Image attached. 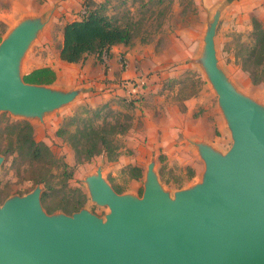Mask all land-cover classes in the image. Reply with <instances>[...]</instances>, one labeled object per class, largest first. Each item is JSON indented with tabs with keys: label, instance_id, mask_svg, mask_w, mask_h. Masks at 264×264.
Wrapping results in <instances>:
<instances>
[{
	"label": "rangeland",
	"instance_id": "1",
	"mask_svg": "<svg viewBox=\"0 0 264 264\" xmlns=\"http://www.w3.org/2000/svg\"><path fill=\"white\" fill-rule=\"evenodd\" d=\"M222 2L225 0H101L90 3L92 7L104 4V12L109 16L136 22L135 40L128 45L132 56H124L126 52L121 51L119 60L121 64L123 58L129 63L132 60L135 66L131 64V68L138 71L142 63L136 58L137 54L146 52L149 58L145 60V69L121 80L124 84L121 93L95 106L80 98L42 119L2 110L0 203L9 196L25 195L36 187L35 182L26 177L31 160L26 145L14 142L15 151H9L12 138H15V124L22 121L33 125L36 141L47 144L54 155L49 164L55 176L53 204L76 203L81 194H86L82 207L105 216L109 208L91 199L85 182L98 166H102L104 177L119 193L133 191L142 195L145 172L152 160L162 186L172 195L199 180L205 164L194 142H208L224 152L233 142L218 105V95L198 62L208 23ZM261 3L259 0L230 2L221 11L215 35L220 66L258 101H264V81L259 84L252 81L250 73L237 60V53L241 45L250 48L256 45L254 20L264 23L261 9L264 2ZM84 9L85 6L75 8L71 4L62 7L58 0H0L1 38L27 17L42 16L44 19L39 36L23 59V75L56 64L63 44L64 26L81 18ZM261 67L259 75L264 72ZM87 124L115 126L119 132L126 130L116 133L119 152L116 159H110L103 152L90 160L80 161L67 140L68 135L58 134L62 127L74 132ZM64 164L69 167L65 169ZM132 166L142 168L140 179L133 177ZM64 170L72 171V176L67 178ZM51 209L52 212L64 211L54 205Z\"/></svg>",
	"mask_w": 264,
	"mask_h": 264
},
{
	"label": "water",
	"instance_id": "2",
	"mask_svg": "<svg viewBox=\"0 0 264 264\" xmlns=\"http://www.w3.org/2000/svg\"><path fill=\"white\" fill-rule=\"evenodd\" d=\"M225 0L204 35L198 62L232 137L221 151L194 142L205 168L201 178L172 195L155 162L144 192L119 193L102 166L85 179L91 199L109 208L49 213L43 184L0 203V264H264V101L238 86L219 64L215 35ZM44 19L21 20L0 41V112L42 119L74 103L86 89L30 83L23 59ZM3 157L0 154V170Z\"/></svg>",
	"mask_w": 264,
	"mask_h": 264
},
{
	"label": "trees",
	"instance_id": "3",
	"mask_svg": "<svg viewBox=\"0 0 264 264\" xmlns=\"http://www.w3.org/2000/svg\"><path fill=\"white\" fill-rule=\"evenodd\" d=\"M94 0H87L83 3L85 12L77 20L68 22L63 29V44L60 49V58L69 63L84 62L89 54H95L100 62H104V56H109L111 48L115 45H131L135 40L136 22L130 18L119 20L117 17L109 16L104 12V4L91 6ZM254 34L256 37L255 47L241 45L237 53V60L242 63L245 71L249 72L254 83L264 81V72L258 73L259 67L264 69V24L259 20H254ZM1 41V36H0ZM261 67V68H262ZM56 79V72L51 67H40L34 69L25 76V81L30 83L51 84ZM13 132L15 138H12V146L9 151H15L16 144L26 145L27 151L31 155L27 179L33 180L35 184H43L44 191L42 202L46 210L52 213L51 205L55 208H62L66 213L71 214L82 208L86 194H81V198L72 203L61 202L53 204L52 195L55 193V186L51 168L49 164L54 158L51 149L44 142H38L33 135V125L28 121L17 122ZM119 132L115 126L92 125L87 124L71 132L66 127L58 130L61 136L68 135L67 140L76 151L78 160H90L94 156L107 153L110 159H116L119 155L116 144V133H125L126 130ZM68 164H64L67 169ZM133 177L140 179L142 177V168L132 166ZM67 178L72 176V171L67 173Z\"/></svg>",
	"mask_w": 264,
	"mask_h": 264
},
{
	"label": "crops",
	"instance_id": "4",
	"mask_svg": "<svg viewBox=\"0 0 264 264\" xmlns=\"http://www.w3.org/2000/svg\"><path fill=\"white\" fill-rule=\"evenodd\" d=\"M83 1L84 0H58L62 7L71 4L75 8L83 7ZM261 2L264 1L259 0V4ZM65 9L64 11L68 12L69 9ZM261 9L264 11V5L261 6ZM129 48V46L124 44L113 46L110 55L107 56V58L105 57L107 65L105 62H100L95 54H89L84 62L69 63L62 60L59 56L56 64L52 63L51 65L43 67H51L54 69L56 72V79L53 84L55 85L65 88L76 86L84 87L86 90L82 92L76 101L81 98L82 100L87 101L90 105L95 106L107 102L114 94L121 93V87L124 86L121 80L129 79L131 76L144 71L146 65L145 60L149 58V55L146 52L141 51L137 54L136 58L139 60L140 64L142 63V69L137 71L136 69L131 68V64H134L132 60L127 69L122 67L119 60L120 52H126L124 56L131 55L133 51ZM133 55L135 58V54Z\"/></svg>",
	"mask_w": 264,
	"mask_h": 264
},
{
	"label": "built area",
	"instance_id": "5",
	"mask_svg": "<svg viewBox=\"0 0 264 264\" xmlns=\"http://www.w3.org/2000/svg\"><path fill=\"white\" fill-rule=\"evenodd\" d=\"M84 12H85V9H84ZM122 66L125 68H127L129 66V62L126 58H123Z\"/></svg>",
	"mask_w": 264,
	"mask_h": 264
}]
</instances>
